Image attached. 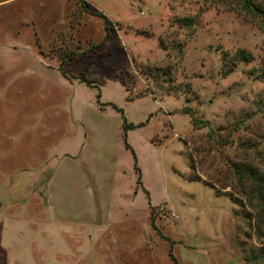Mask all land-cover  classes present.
Segmentation results:
<instances>
[{
  "label": "rangeland",
  "instance_id": "obj_1",
  "mask_svg": "<svg viewBox=\"0 0 264 264\" xmlns=\"http://www.w3.org/2000/svg\"><path fill=\"white\" fill-rule=\"evenodd\" d=\"M243 164L264 27L235 0H0V264H261Z\"/></svg>",
  "mask_w": 264,
  "mask_h": 264
},
{
  "label": "trees",
  "instance_id": "obj_2",
  "mask_svg": "<svg viewBox=\"0 0 264 264\" xmlns=\"http://www.w3.org/2000/svg\"><path fill=\"white\" fill-rule=\"evenodd\" d=\"M235 3L237 5V8L242 12L244 16H246L249 19H255L260 25V27H264V0H235ZM90 14H93L101 19L102 22V29H103V36H107L108 33V26H107V17L98 11H89ZM189 23V20H187ZM99 44V42L93 43L90 46H87L83 50H80L79 52H74L71 50V52H68V57H76V56H83L84 54H88L94 50V48ZM74 52V53H73ZM236 57L238 59H243V60H248L249 59V54L247 52H244L242 50H236L234 52ZM66 58V57H65ZM64 59V58H63ZM62 59V62L64 61ZM59 72L64 76V77H77L79 80L84 81L86 84L89 86H94L93 81L88 80L84 78L82 74L79 75H74L70 73L69 71L66 72L63 68H58ZM123 82V78H122ZM124 85V82H123ZM125 88V87H124ZM126 90V88H125ZM98 95V92L96 93ZM117 110L120 111V108H117L113 106ZM124 127L130 126V124H123ZM123 145L125 148H129V145L123 141ZM131 151V149H130ZM132 152V151H131ZM134 158V157H133ZM134 160V159H133ZM133 167L137 172V179L136 181L139 182V173H138V167L135 165V160L133 161ZM234 171L237 173V175L241 177H247L249 181L251 182V190L256 191L259 193L260 188L264 185V173L259 172L256 168L252 167L249 164H243L241 166H235ZM258 199L260 201L259 204V213H261V216L264 215V195L263 196H258ZM257 253L254 255H251L249 259L255 260V258L261 257L263 259V262L261 264H264V247L258 248L256 250ZM259 264V263H258Z\"/></svg>",
  "mask_w": 264,
  "mask_h": 264
}]
</instances>
